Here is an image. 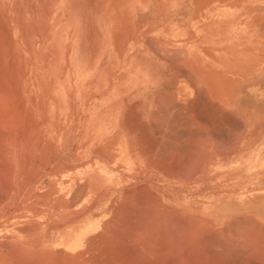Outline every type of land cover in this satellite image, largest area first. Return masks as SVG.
Here are the masks:
<instances>
[{"label":"rangeland","instance_id":"1","mask_svg":"<svg viewBox=\"0 0 264 264\" xmlns=\"http://www.w3.org/2000/svg\"><path fill=\"white\" fill-rule=\"evenodd\" d=\"M0 84L19 154L74 164L82 151L102 216L154 196L175 226L206 219L188 251L223 264L234 254L205 246L212 233L264 238V0H0Z\"/></svg>","mask_w":264,"mask_h":264},{"label":"bare ground","instance_id":"2","mask_svg":"<svg viewBox=\"0 0 264 264\" xmlns=\"http://www.w3.org/2000/svg\"><path fill=\"white\" fill-rule=\"evenodd\" d=\"M4 112L0 111V132L8 144L3 141L7 144L4 145L5 161L0 164V228H4L7 235L0 236V264L225 263L220 261L221 258L218 261L210 258L212 262L202 259L198 249L188 251L196 248L199 237L208 226L204 223L206 219H192L184 229L180 225L183 219L180 217L181 221L175 224H179L182 230L179 225L176 227L171 222L173 213L161 211L154 196H151L153 203L148 210L143 203L132 204L137 203L133 200V195L119 199V203L118 200L105 203L103 207L108 206L109 211L106 216H102L103 213L99 211L103 196L102 180L98 166L83 163L82 151L74 164L47 162L36 165L29 160L25 161L19 154L17 136L8 134L9 125H4L5 116L1 118ZM18 123L19 121L17 125ZM150 148L148 151H151ZM9 156H12V162L9 161ZM46 182L48 189L43 190L42 185ZM12 208L21 210L17 215L14 212L8 213ZM96 215L101 216L99 221L96 220ZM21 218L25 220L18 221ZM175 229L178 238L174 235ZM208 229L211 227L208 226ZM232 231V235L229 231H217L222 235L221 238L217 233L212 237V233L210 237L203 238L204 245L217 246L221 241L225 252L229 249L234 254V260L229 259V262L227 259V264H264V238L261 231L255 228L250 233H246L244 229L239 234ZM211 248L214 251L217 249L215 245ZM217 250L222 253V249ZM223 255L225 258L228 254Z\"/></svg>","mask_w":264,"mask_h":264},{"label":"crops","instance_id":"3","mask_svg":"<svg viewBox=\"0 0 264 264\" xmlns=\"http://www.w3.org/2000/svg\"><path fill=\"white\" fill-rule=\"evenodd\" d=\"M58 3H67L66 1H59ZM148 71L150 72V74L146 75L145 76V79H144V86H145V89L148 90L149 94L152 95V89H153V82H154V78H153V75H152V65L150 64L148 66ZM147 92V91H146Z\"/></svg>","mask_w":264,"mask_h":264}]
</instances>
